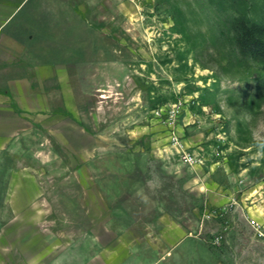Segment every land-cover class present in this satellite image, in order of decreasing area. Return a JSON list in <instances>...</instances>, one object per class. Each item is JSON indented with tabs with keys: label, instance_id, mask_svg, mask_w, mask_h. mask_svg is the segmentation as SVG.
<instances>
[{
	"label": "rangeland",
	"instance_id": "374dc122",
	"mask_svg": "<svg viewBox=\"0 0 264 264\" xmlns=\"http://www.w3.org/2000/svg\"><path fill=\"white\" fill-rule=\"evenodd\" d=\"M11 15L0 264H264V0H0Z\"/></svg>",
	"mask_w": 264,
	"mask_h": 264
},
{
	"label": "crops",
	"instance_id": "0c3cea01",
	"mask_svg": "<svg viewBox=\"0 0 264 264\" xmlns=\"http://www.w3.org/2000/svg\"><path fill=\"white\" fill-rule=\"evenodd\" d=\"M12 18H13V15H11L10 17H8L5 21H4V23L0 26V34H1V32L9 25V23L11 22V20H12Z\"/></svg>",
	"mask_w": 264,
	"mask_h": 264
},
{
	"label": "trees",
	"instance_id": "16d2710c",
	"mask_svg": "<svg viewBox=\"0 0 264 264\" xmlns=\"http://www.w3.org/2000/svg\"><path fill=\"white\" fill-rule=\"evenodd\" d=\"M255 31H257V32H255V33H253L252 35H254V37H258V39H259V41L261 42V40H263V36H264V30H262L260 33L258 32L259 30H258V28H256L255 27ZM256 37V38H257Z\"/></svg>",
	"mask_w": 264,
	"mask_h": 264
},
{
	"label": "built area",
	"instance_id": "2783aa9c",
	"mask_svg": "<svg viewBox=\"0 0 264 264\" xmlns=\"http://www.w3.org/2000/svg\"><path fill=\"white\" fill-rule=\"evenodd\" d=\"M189 161V160H188ZM253 227L259 232L260 231V223L252 220Z\"/></svg>",
	"mask_w": 264,
	"mask_h": 264
}]
</instances>
